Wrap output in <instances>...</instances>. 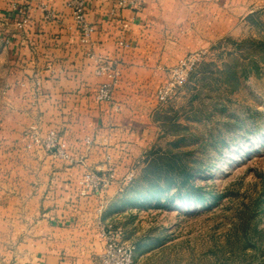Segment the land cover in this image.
<instances>
[{
	"label": "crops",
	"instance_id": "0c3cea01",
	"mask_svg": "<svg viewBox=\"0 0 264 264\" xmlns=\"http://www.w3.org/2000/svg\"><path fill=\"white\" fill-rule=\"evenodd\" d=\"M68 1L0 0L7 6L1 39L13 58L0 99V264H94L103 249L101 225L110 220L108 202L130 153L153 129L143 89L159 57L150 25L168 22L167 0H86L91 43L80 40ZM14 3L29 15L22 27ZM89 50L117 62L110 100L95 97L107 78L95 74ZM33 124L42 133L56 130L75 160L28 147L24 131ZM108 166L109 187L80 195L83 174Z\"/></svg>",
	"mask_w": 264,
	"mask_h": 264
},
{
	"label": "rangeland",
	"instance_id": "374dc122",
	"mask_svg": "<svg viewBox=\"0 0 264 264\" xmlns=\"http://www.w3.org/2000/svg\"><path fill=\"white\" fill-rule=\"evenodd\" d=\"M182 1L167 0L168 22L150 25L159 57L143 97L152 104L153 129L130 153L107 222L121 226L124 239L135 244L136 264H264V0ZM6 7L0 4V13ZM4 32L0 24V99L13 60ZM191 53L196 62L160 102L156 91L168 68ZM169 162L194 173L193 185L212 196L206 204L194 194L136 198L173 176L164 165ZM111 168L102 190L114 180Z\"/></svg>",
	"mask_w": 264,
	"mask_h": 264
},
{
	"label": "built area",
	"instance_id": "2783aa9c",
	"mask_svg": "<svg viewBox=\"0 0 264 264\" xmlns=\"http://www.w3.org/2000/svg\"><path fill=\"white\" fill-rule=\"evenodd\" d=\"M118 4L125 5V1L120 0ZM68 5L71 9L75 28L80 34V40L84 43H91V34L94 27L87 20L86 0H69ZM13 8L17 11L19 17L16 20V24L18 27H22L29 20L27 10L20 6L17 7L15 3ZM49 14H51V11H49ZM119 44H124V42L119 41ZM87 55L94 62L95 74L107 78L106 81L97 86L95 97L98 100H110L120 74L116 60L108 55H96L92 50H89ZM197 56V53H191L182 57L176 65L168 68L167 80L159 85L156 91L160 102L166 101L172 96L177 86L185 79L189 68L196 62ZM24 137L29 139L28 147L38 146L55 157L70 161L75 160L67 143L54 129H49L42 134L37 125H30L24 132ZM86 142L90 143L91 141L87 138ZM111 169L110 167L108 172L103 174L94 171L84 173L80 180V194L87 195L102 191L110 183L112 177ZM127 178H131V175L127 176ZM101 234L103 237V249L94 264H136L134 261L136 246L133 242L124 239L121 226L110 222L102 223Z\"/></svg>",
	"mask_w": 264,
	"mask_h": 264
},
{
	"label": "trees",
	"instance_id": "16d2710c",
	"mask_svg": "<svg viewBox=\"0 0 264 264\" xmlns=\"http://www.w3.org/2000/svg\"><path fill=\"white\" fill-rule=\"evenodd\" d=\"M164 165L168 166L167 169L172 171L173 176L175 175L174 172H178L181 175V180L177 181L173 176H167L164 179L163 184L158 182L153 183V185H151V187L147 190L146 194L138 195L136 198L140 197L147 200L158 201L162 195H164L167 199L172 200L173 195L178 197L185 195L186 198H190L189 195L194 194L195 197H193V199L195 201H199L201 204H206V199L212 197L211 195H206L204 192L200 191L198 186L193 185L190 178L194 175V173L191 170H187L186 165H179L175 162L165 163ZM172 187L175 188V191L172 194L167 195L165 192L169 191Z\"/></svg>",
	"mask_w": 264,
	"mask_h": 264
}]
</instances>
